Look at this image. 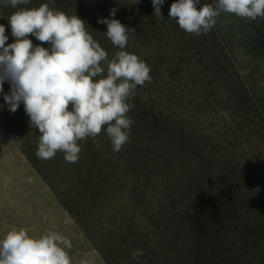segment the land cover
<instances>
[{"label":"trees","instance_id":"1","mask_svg":"<svg viewBox=\"0 0 264 264\" xmlns=\"http://www.w3.org/2000/svg\"><path fill=\"white\" fill-rule=\"evenodd\" d=\"M174 2L164 0L161 19L153 16L152 0H56L54 10L84 21L109 60L121 49L97 20L136 29L123 51L144 61L152 79L127 101L134 124L118 153L105 126L98 144L77 142L76 163L65 162L60 151L50 160L37 158L41 133L30 127L23 103L8 111V82L0 93V130L27 155L106 264H264V83L257 78L264 18L222 13L208 34L196 36L169 18ZM44 3L0 5L5 46L15 42L11 14ZM217 122L218 133L212 130ZM137 250L143 255L134 260Z\"/></svg>","mask_w":264,"mask_h":264},{"label":"clouds","instance_id":"2","mask_svg":"<svg viewBox=\"0 0 264 264\" xmlns=\"http://www.w3.org/2000/svg\"><path fill=\"white\" fill-rule=\"evenodd\" d=\"M140 0H133L136 5ZM30 0H0V5L17 8ZM164 0H152L153 16L163 19ZM56 0L38 8H20L8 18L14 43L7 44L5 27L0 25V93L8 111L15 113L23 103L29 125L41 135L36 156L50 160L58 151L67 163L79 160L78 141L96 137L106 126L112 150L119 152L129 142L134 120L126 114L133 107L129 101L137 86L151 82L150 67L126 48L129 35L136 29L126 28L117 19H98L107 26L106 36L121 49L109 60L108 53L86 31L77 15L56 11ZM199 5V8H198ZM222 13L255 21L264 18V0H216L215 5H200V0H176L169 18L179 28L196 36L208 34ZM116 9L110 12L115 16ZM45 48L34 46L29 36ZM107 72L105 78L95 79ZM246 74L241 72V75ZM2 107V106H0ZM220 115L230 120L226 112ZM31 182V178H29ZM71 240L49 231L38 238L25 229H12L0 239V264H71ZM143 250L132 254L138 260Z\"/></svg>","mask_w":264,"mask_h":264},{"label":"rangeland","instance_id":"3","mask_svg":"<svg viewBox=\"0 0 264 264\" xmlns=\"http://www.w3.org/2000/svg\"><path fill=\"white\" fill-rule=\"evenodd\" d=\"M261 67L263 72L257 78L264 83V64ZM212 130L218 133L220 123L214 124ZM10 137L0 130V239L14 228L25 229L32 238L54 231L71 240L72 248L66 249L71 264H106L73 217L59 205L55 191L40 178Z\"/></svg>","mask_w":264,"mask_h":264}]
</instances>
